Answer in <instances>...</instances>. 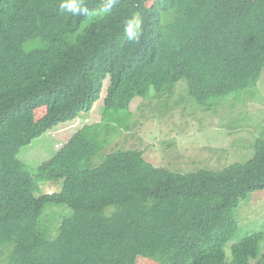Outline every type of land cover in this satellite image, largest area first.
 <instances>
[{"label":"trees","instance_id":"trees-1","mask_svg":"<svg viewBox=\"0 0 264 264\" xmlns=\"http://www.w3.org/2000/svg\"><path fill=\"white\" fill-rule=\"evenodd\" d=\"M59 2L0 0V253L9 264H135L138 253L158 264H264V225L241 231L236 220L238 201L264 189V134L250 159L222 169L175 172L123 147L91 162L108 143L104 120L135 96L186 80L210 111L214 99L256 84L264 0H116L107 14L108 0H83L89 12L79 17L60 14ZM133 16L143 20L139 42L124 33ZM107 78L102 120L38 167L61 181L41 193L20 149L88 112ZM48 203L73 210L54 239L42 223Z\"/></svg>","mask_w":264,"mask_h":264},{"label":"rangeland","instance_id":"rangeland-1","mask_svg":"<svg viewBox=\"0 0 264 264\" xmlns=\"http://www.w3.org/2000/svg\"><path fill=\"white\" fill-rule=\"evenodd\" d=\"M148 4L152 0H148ZM101 97L87 112L82 111L70 121L60 123L22 147L18 158L32 171L40 192L61 189V181L53 182L47 174L37 172L38 167L51 159L72 135L86 124L102 120L106 86ZM186 80H181L171 91L164 89L160 95L152 88L147 97L135 96L129 108L115 111L111 131L104 133L108 143L91 160L100 163L105 155L118 147L141 149L146 161L175 172H190L199 168L222 169L230 164L244 163L254 154L253 143L264 134V69L258 82L242 92L213 100L212 110L199 107L189 96ZM46 112L45 106L34 111L36 118ZM122 124H124L122 126ZM68 205L46 204L42 223L48 238L57 236L64 217L72 213ZM236 220L241 231H255L264 225V189L251 192L238 201ZM232 242L226 245L227 260L231 259ZM0 264L8 263V253H0ZM135 264H158L153 257L138 253ZM250 264H257L252 260Z\"/></svg>","mask_w":264,"mask_h":264},{"label":"clouds","instance_id":"clouds-1","mask_svg":"<svg viewBox=\"0 0 264 264\" xmlns=\"http://www.w3.org/2000/svg\"><path fill=\"white\" fill-rule=\"evenodd\" d=\"M116 0H108V3L103 9V13L107 14L112 11ZM60 14H70L73 17L87 15L89 9L83 4V0H60L59 5ZM143 20L137 16H133L125 22L124 33L128 40L139 42L142 35Z\"/></svg>","mask_w":264,"mask_h":264}]
</instances>
